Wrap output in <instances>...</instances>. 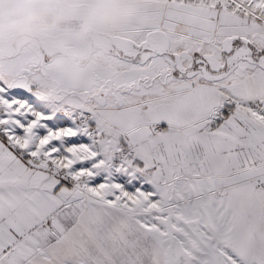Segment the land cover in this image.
Segmentation results:
<instances>
[{"label":"snow or ice","instance_id":"1","mask_svg":"<svg viewBox=\"0 0 264 264\" xmlns=\"http://www.w3.org/2000/svg\"><path fill=\"white\" fill-rule=\"evenodd\" d=\"M19 71L0 80V264H264V0H137L64 110Z\"/></svg>","mask_w":264,"mask_h":264},{"label":"rangeland","instance_id":"2","mask_svg":"<svg viewBox=\"0 0 264 264\" xmlns=\"http://www.w3.org/2000/svg\"><path fill=\"white\" fill-rule=\"evenodd\" d=\"M90 2L69 0L66 11L43 19L31 36L11 46L0 45V80L15 83L19 70L31 65L35 72L30 82L38 85L37 91L46 106L56 111V103L61 105L59 110H64L92 90L110 70L112 65L107 57L116 56L134 20L137 0H123L122 15L109 32L81 40L75 10L86 8Z\"/></svg>","mask_w":264,"mask_h":264},{"label":"clouds","instance_id":"3","mask_svg":"<svg viewBox=\"0 0 264 264\" xmlns=\"http://www.w3.org/2000/svg\"><path fill=\"white\" fill-rule=\"evenodd\" d=\"M69 0H0V45L11 46L36 32L45 18L62 14ZM123 0H91L84 9H76L78 36L94 39L109 32L119 21Z\"/></svg>","mask_w":264,"mask_h":264},{"label":"bare ground","instance_id":"4","mask_svg":"<svg viewBox=\"0 0 264 264\" xmlns=\"http://www.w3.org/2000/svg\"><path fill=\"white\" fill-rule=\"evenodd\" d=\"M114 58H115L114 55H111L110 57H107V60H108L109 64H111V65L113 64ZM56 104H57L58 107H56L55 109H58L59 110V108H61L60 107L61 105H60V103H56Z\"/></svg>","mask_w":264,"mask_h":264},{"label":"crops","instance_id":"5","mask_svg":"<svg viewBox=\"0 0 264 264\" xmlns=\"http://www.w3.org/2000/svg\"><path fill=\"white\" fill-rule=\"evenodd\" d=\"M11 74V75H10ZM4 75H6V74H4ZM8 76H12V77H14L13 75H12V73H9V75Z\"/></svg>","mask_w":264,"mask_h":264}]
</instances>
